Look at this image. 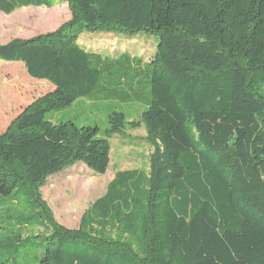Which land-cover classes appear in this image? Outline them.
Returning <instances> with one entry per match:
<instances>
[{
  "label": "trees",
  "instance_id": "1",
  "mask_svg": "<svg viewBox=\"0 0 264 264\" xmlns=\"http://www.w3.org/2000/svg\"><path fill=\"white\" fill-rule=\"evenodd\" d=\"M56 4L71 15L56 31L0 44L1 61L54 87L0 134V198L18 205L12 192L26 186L47 235L22 238L32 218L20 215L1 247L38 248L39 264H264V0H0V12ZM142 31L158 36L146 62L80 43L83 33ZM96 88L146 109L132 121L110 113L103 136L45 120ZM140 128L148 171L115 173L77 229L58 224L46 180L78 163L105 174L110 140Z\"/></svg>",
  "mask_w": 264,
  "mask_h": 264
},
{
  "label": "rangeland",
  "instance_id": "2",
  "mask_svg": "<svg viewBox=\"0 0 264 264\" xmlns=\"http://www.w3.org/2000/svg\"><path fill=\"white\" fill-rule=\"evenodd\" d=\"M70 18L66 4H56L50 9L22 8L10 15L0 12V44H6L14 39L27 40L54 32ZM80 43L102 56L118 58L126 54L146 62L155 52L158 36L143 31L134 34L83 33L80 36ZM9 74L15 77L12 78ZM147 81V78L143 77L141 86L145 88ZM41 85V80L27 75L22 63L0 60V134L5 132L11 121L29 104L47 94V89ZM95 90L97 88L66 109L46 113L45 120L55 124L70 121L78 127H97L99 136H103L108 129L110 113L121 112L127 121H132L137 120L146 109L141 103L101 100ZM257 92L264 99V85L258 88ZM110 145V164L105 174H95L84 164L78 163L62 173L51 176L40 188L42 199L58 224L76 229L86 209L104 195L106 186L115 173L128 170L148 171L152 149L145 139L144 128L125 130L120 135L114 136L110 140ZM26 191V186L18 185L12 192L14 195L12 198H16L18 205L11 202V199L0 198V264H39L40 262L41 251L38 248L24 247L15 253H7V250L1 247L4 243L13 241H8V238L18 236L20 215L32 218L30 228L23 233L37 235L35 233L39 234L43 231L39 223H36V220L40 219L34 215L35 209L29 204L31 198L25 194ZM140 198L143 200L142 196ZM139 210L141 211V208ZM45 235L47 233L44 234L43 231L42 236Z\"/></svg>",
  "mask_w": 264,
  "mask_h": 264
},
{
  "label": "crops",
  "instance_id": "3",
  "mask_svg": "<svg viewBox=\"0 0 264 264\" xmlns=\"http://www.w3.org/2000/svg\"><path fill=\"white\" fill-rule=\"evenodd\" d=\"M41 86H43L44 88H46L47 89V93H50V92H52L53 90H54V87L50 84H48V82L46 83V81H41ZM46 94V93H45ZM44 94V95H45ZM62 173V172H61ZM113 178V177H112ZM68 179V178H67ZM67 179H65V181L67 180ZM57 188H58V186H57ZM99 199V198H98ZM96 201V200H95ZM88 209V208H87ZM86 209V210H87ZM83 216V215H82ZM81 220V219H80ZM79 224H80V222H79ZM61 226H63V227H65L66 229H69V230H75V229H70V227H68L67 225H64V224H60ZM79 227V226H78ZM77 227V228H78ZM76 228V229H77ZM29 229V228H28ZM27 230V229H26ZM35 234H38V233H35ZM28 236H30L29 235V233L28 232H24V234L22 235V238H26V237H28Z\"/></svg>",
  "mask_w": 264,
  "mask_h": 264
}]
</instances>
